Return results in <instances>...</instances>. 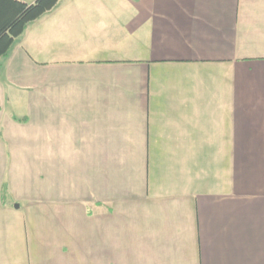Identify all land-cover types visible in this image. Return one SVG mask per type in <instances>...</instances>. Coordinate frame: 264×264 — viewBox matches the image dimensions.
Masks as SVG:
<instances>
[{"label": "crops", "instance_id": "0c3cea01", "mask_svg": "<svg viewBox=\"0 0 264 264\" xmlns=\"http://www.w3.org/2000/svg\"><path fill=\"white\" fill-rule=\"evenodd\" d=\"M3 89L74 177L0 200V264H264V0H61Z\"/></svg>", "mask_w": 264, "mask_h": 264}, {"label": "rangeland", "instance_id": "374dc122", "mask_svg": "<svg viewBox=\"0 0 264 264\" xmlns=\"http://www.w3.org/2000/svg\"><path fill=\"white\" fill-rule=\"evenodd\" d=\"M3 92L4 89L0 91V132L3 131V135L0 134V200L5 198L11 206L17 208V205L25 207L28 202L39 198L47 199L49 194L65 192L66 183L74 176L68 174L67 177L64 173L67 181L60 182L59 180H63L60 179L63 178L60 177V169L58 165H49L50 153L47 149H42L41 145H28V140L38 139L39 134L34 133L33 129H28L27 132L23 130L21 133L17 131L19 127L16 128L18 125L12 123V115H22L28 111L24 107L14 106L10 99L6 102ZM10 96L13 99V94ZM72 153L74 152H62L69 158ZM56 157L57 152H52V161ZM50 178H53V182H50ZM69 184L70 192H75L74 180Z\"/></svg>", "mask_w": 264, "mask_h": 264}, {"label": "trees", "instance_id": "16d2710c", "mask_svg": "<svg viewBox=\"0 0 264 264\" xmlns=\"http://www.w3.org/2000/svg\"><path fill=\"white\" fill-rule=\"evenodd\" d=\"M61 0H0V59L10 52L27 27L55 9Z\"/></svg>", "mask_w": 264, "mask_h": 264}, {"label": "water", "instance_id": "95a60500", "mask_svg": "<svg viewBox=\"0 0 264 264\" xmlns=\"http://www.w3.org/2000/svg\"><path fill=\"white\" fill-rule=\"evenodd\" d=\"M17 207H19V205H17Z\"/></svg>", "mask_w": 264, "mask_h": 264}]
</instances>
